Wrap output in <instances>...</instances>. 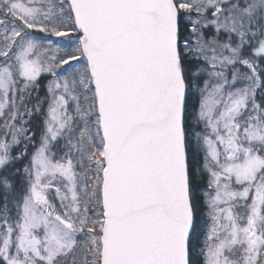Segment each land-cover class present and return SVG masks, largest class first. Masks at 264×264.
I'll return each instance as SVG.
<instances>
[{
  "label": "snow or ice",
  "instance_id": "1",
  "mask_svg": "<svg viewBox=\"0 0 264 264\" xmlns=\"http://www.w3.org/2000/svg\"><path fill=\"white\" fill-rule=\"evenodd\" d=\"M0 57V264H264V0H0Z\"/></svg>",
  "mask_w": 264,
  "mask_h": 264
},
{
  "label": "flooded vegetation",
  "instance_id": "2",
  "mask_svg": "<svg viewBox=\"0 0 264 264\" xmlns=\"http://www.w3.org/2000/svg\"><path fill=\"white\" fill-rule=\"evenodd\" d=\"M29 108H33V106H30ZM43 117L42 113H34V111H32V115H26L24 116L22 119H18L17 118V122H16V127H24V125L27 126L28 129H30L31 131L26 133L27 136H30L33 132L36 133V139L33 141H29L28 143V155H30L31 153H33L35 151V146H36V142L39 141V128L42 127L43 124V119H41ZM4 121L0 120V138H3L4 132L6 131V129H4V131H2V127L1 125H4ZM7 139L10 141L11 140V136L9 135L7 137ZM19 148H12V154L15 155L18 152ZM20 150L23 151L24 150V144L21 145ZM15 168H18V163L15 165ZM15 168H13V171H15ZM24 180V184H25ZM15 183L19 186V176L16 177L15 179ZM46 196L49 200V203H51L56 209L58 207L57 210L61 211L60 205H61V201L60 199L57 198V193L56 191L52 190V189H47L46 190ZM0 208H2V202H0ZM9 208H10V215L11 218L13 220H15V218L12 217V214L14 213L16 216V209L15 207H13L12 205L9 204ZM14 222V221H13Z\"/></svg>",
  "mask_w": 264,
  "mask_h": 264
},
{
  "label": "rangeland",
  "instance_id": "3",
  "mask_svg": "<svg viewBox=\"0 0 264 264\" xmlns=\"http://www.w3.org/2000/svg\"><path fill=\"white\" fill-rule=\"evenodd\" d=\"M3 60H4V58L0 59V63H3ZM244 71L245 70L243 68L240 69L241 73H243ZM40 77H42L41 78L42 80L40 81L39 86L38 87L36 86V87L32 88L30 91L24 93V95H25V104L27 103V99H30V97H31V96H29V97H26V96L31 95L32 93L36 94L38 91H41L43 93H46V96H47V98H46L47 102H46V106H45V112H47L48 104L51 101V96L48 94L46 86H47L48 82L51 79H53V77L50 74H48V73H41ZM16 79H17V88L19 89V88L23 87V84L20 82V77L17 76ZM229 79L231 80V76L230 75H229ZM242 86H243V81L242 80L240 82L236 83V87H242ZM17 93H18L17 94V97H18L19 96V92H17ZM258 99H259V94H258ZM17 104L19 105V99H17ZM70 105H72V102H70ZM71 110H72V107L70 106L69 111H71ZM64 143H65V141L62 140L61 141V145H63ZM38 147H39V145H38ZM66 151H68V150L65 148L63 151L57 152L56 158L60 159V157L63 156L64 152H66ZM28 162H29V160L25 159L19 166V169H20V174L18 175L19 176V186H23L24 185V180H27V175L23 172V167ZM76 171L79 172L80 169L77 167ZM47 180H51L52 181V184H51V186L48 189H52V190L56 191V188H60L62 193L66 192V187H65L66 181H64L62 178L60 179L59 182H57L59 180L58 178H56V180H57L56 181L55 179H52L51 177H48V178H46L45 182H47ZM237 211L240 214H243L244 209L240 208V209H237Z\"/></svg>",
  "mask_w": 264,
  "mask_h": 264
}]
</instances>
